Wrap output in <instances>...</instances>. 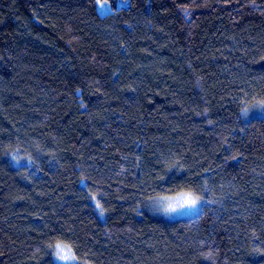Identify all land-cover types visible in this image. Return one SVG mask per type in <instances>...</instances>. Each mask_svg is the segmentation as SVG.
Wrapping results in <instances>:
<instances>
[{
    "label": "trees",
    "instance_id": "obj_1",
    "mask_svg": "<svg viewBox=\"0 0 264 264\" xmlns=\"http://www.w3.org/2000/svg\"><path fill=\"white\" fill-rule=\"evenodd\" d=\"M108 1L0 0V264H264V0Z\"/></svg>",
    "mask_w": 264,
    "mask_h": 264
},
{
    "label": "snow or ice",
    "instance_id": "obj_2",
    "mask_svg": "<svg viewBox=\"0 0 264 264\" xmlns=\"http://www.w3.org/2000/svg\"><path fill=\"white\" fill-rule=\"evenodd\" d=\"M101 11L107 12V6L105 5ZM252 107L256 109L264 110V98L256 99L253 101ZM245 113H249V109L245 108L243 110ZM163 179V177H161ZM196 197L195 202H193V197ZM95 199V197H93ZM152 201L154 207L157 210L163 211L166 214L170 213H181L184 210L196 209L197 205L202 200V197L196 195L193 190H180L174 191L170 194H161L154 197H149ZM98 208L99 204L96 205ZM57 256L65 260L76 259V256L73 254V250L70 246L61 247L57 245Z\"/></svg>",
    "mask_w": 264,
    "mask_h": 264
},
{
    "label": "rangeland",
    "instance_id": "obj_3",
    "mask_svg": "<svg viewBox=\"0 0 264 264\" xmlns=\"http://www.w3.org/2000/svg\"><path fill=\"white\" fill-rule=\"evenodd\" d=\"M95 2H96L97 11L100 14H105V13L109 12L110 10H112V4L108 0H95ZM126 4H127V0H116V3H115V5L117 7L124 6ZM105 5L107 6V12L101 11V9L105 7ZM245 108L249 109V114H248L247 118L244 119V120H247V119H249L250 117H252L254 115L262 114L263 111H264V110H261V109H256V108L252 107V105H249L247 107L245 106ZM150 205H152L154 207L152 201H151ZM201 206H202V201H200V203L197 205L196 209H192V210H187L186 209V210H184L181 213H170V214H166L163 211L157 210L155 207H154V209H156L158 212L162 213L163 216H165L168 219H175V218H180V217L194 216V215H196L199 212V210L201 209ZM53 259L58 264V260H57V258H55V256L53 257ZM60 264H79V261L76 258L74 261L60 262Z\"/></svg>",
    "mask_w": 264,
    "mask_h": 264
},
{
    "label": "clouds",
    "instance_id": "obj_4",
    "mask_svg": "<svg viewBox=\"0 0 264 264\" xmlns=\"http://www.w3.org/2000/svg\"><path fill=\"white\" fill-rule=\"evenodd\" d=\"M248 114L249 113H245L243 110L240 113L241 118H243V119H246ZM9 158H10V160L13 161L14 166L19 163V160H18V157H17L16 154H10ZM195 199H196V197L194 196L193 197V202H195ZM57 245H60L61 247H67L69 245L67 243H65V242H62V241H56L55 242V245H54V248H55L54 256H55V258H57L58 264H60V262H70V261H74L75 260V259H73V260H65V259H62V258L58 257L57 256V251H56Z\"/></svg>",
    "mask_w": 264,
    "mask_h": 264
}]
</instances>
